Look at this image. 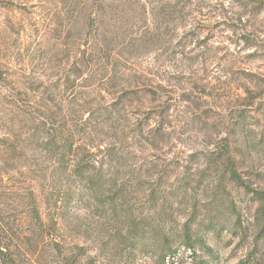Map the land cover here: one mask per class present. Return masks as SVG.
<instances>
[{
	"label": "rangeland",
	"instance_id": "374dc122",
	"mask_svg": "<svg viewBox=\"0 0 264 264\" xmlns=\"http://www.w3.org/2000/svg\"><path fill=\"white\" fill-rule=\"evenodd\" d=\"M105 1L0 0V264H264V0Z\"/></svg>",
	"mask_w": 264,
	"mask_h": 264
},
{
	"label": "trees",
	"instance_id": "16d2710c",
	"mask_svg": "<svg viewBox=\"0 0 264 264\" xmlns=\"http://www.w3.org/2000/svg\"><path fill=\"white\" fill-rule=\"evenodd\" d=\"M79 1H80V8H79L80 12H84V13L87 11L86 6H87V3L89 1H90V6H92L93 3L95 4V6L92 7L93 10H98V7H97L98 5L100 7H102L103 4H105L107 2L105 0H79ZM88 10H89V7H88ZM87 16H88L89 21H92L93 19H95L96 15L94 16V13L92 11H88V15ZM89 24L90 23H88L87 25H89ZM81 166H82V164L76 166L77 170H75L76 172H78L77 174L79 175V177L82 176L83 171H84V169L81 168ZM85 178H86L85 181L87 182V184L91 183L90 184L91 186L94 183V181L96 180V178L95 177L93 178L92 176L85 177ZM230 178L236 185H240L244 189L249 190L251 192V196H253L257 200H259V204L256 207L255 212H254V216H253L254 223L256 225V230H257L254 238L256 240L264 239V190L263 191H258V190L249 189V187H247V185L244 184V182L240 179V177L237 175V173H236V171L234 169H231V171H230ZM36 218H38L37 220H39L38 216H36ZM238 224L240 226V221L239 220L237 222V225ZM184 244L186 246H188V247L192 246V239H191V237L189 236L188 233L185 236ZM0 252H2L1 251V245H0ZM173 252H175V249H171V248L168 247L167 253L171 254Z\"/></svg>",
	"mask_w": 264,
	"mask_h": 264
}]
</instances>
